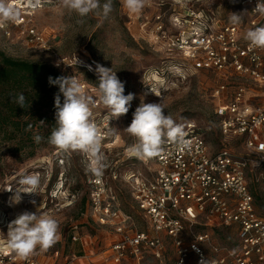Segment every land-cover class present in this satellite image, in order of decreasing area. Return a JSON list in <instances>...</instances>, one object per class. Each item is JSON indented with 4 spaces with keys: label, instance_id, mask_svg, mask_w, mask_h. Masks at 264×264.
I'll return each mask as SVG.
<instances>
[{
    "label": "rangeland",
    "instance_id": "1",
    "mask_svg": "<svg viewBox=\"0 0 264 264\" xmlns=\"http://www.w3.org/2000/svg\"><path fill=\"white\" fill-rule=\"evenodd\" d=\"M104 2L100 0L101 5ZM188 8L219 12L226 22H231L232 13L241 14L242 20L237 24L241 25L244 33L250 29L249 13L243 0H146L139 14L130 13L123 6V0H113V11L107 19L102 13L80 17L66 9L62 0H41L38 9L20 10V17L26 19L24 26L8 23L10 35L0 26V51L6 55L48 63L59 68L64 76L78 77L87 82V95L98 102V106H94L95 112L101 113L104 121L108 120L110 128L101 145L105 157L104 173L118 192L123 209L134 216L141 230L149 227L134 203L131 185L124 176L130 169L147 170L148 164L129 151L136 138L126 131L141 97L145 103H162L165 114L182 126L183 132L190 124L195 125L212 151L223 146L236 152L245 150L236 138H225L220 132V119L215 112L219 101L214 96V90L221 78L214 71L195 69L180 50L169 48L166 39L160 37V41L156 40L154 33L158 25L163 23L166 32H174V17L185 15ZM158 16L161 20L157 19ZM30 25L45 33L56 53L69 58V67H58L53 53L40 51L27 42L26 26ZM96 63L117 71L118 78L125 84V95L134 94L129 112L118 119L112 117L100 103L98 76L85 67L91 65L95 68ZM229 81V91L236 86L233 82H241L236 78ZM38 125L34 126V135L30 140H21L20 134L8 138L0 133L1 221L7 224L24 211L49 214L59 222L61 238L46 252L37 250L33 256L47 264H111L106 250L113 233L85 216L92 174L88 169V157L80 151H58L47 143V136L42 135L44 129L39 131ZM35 135L43 137L40 143L34 141ZM149 165L153 166L152 163ZM21 174H38L41 181L39 189L37 194H22V202L10 206L13 193L5 189L17 188ZM249 183L256 205L264 213V164L250 173ZM33 200L35 204L31 202ZM4 231L7 234L8 229ZM75 232L82 237L83 243L73 241ZM224 233L229 235L232 231L224 230ZM224 235L222 240L218 238L226 244L230 241ZM165 253L163 261L147 257L141 263L129 261L124 264H176L175 249L169 243Z\"/></svg>",
    "mask_w": 264,
    "mask_h": 264
},
{
    "label": "built area",
    "instance_id": "2",
    "mask_svg": "<svg viewBox=\"0 0 264 264\" xmlns=\"http://www.w3.org/2000/svg\"><path fill=\"white\" fill-rule=\"evenodd\" d=\"M11 2L19 10L34 9L27 0ZM243 3L250 29L264 26V15L253 11L257 0ZM178 15L174 17L176 30L166 32L160 23L156 40L166 39L169 48L180 50L195 69L214 71L221 78L214 90L220 132L225 138H236L245 150L223 146L212 151L205 136L190 124L183 143L165 138L158 156L139 158L148 164L145 172L130 169L124 174L149 229H139L134 216L123 209L104 170L100 176H90L85 216L113 233L106 250L111 264L141 263L147 257L163 261L168 243L175 249L176 264H264V213L249 183L250 173L264 164V48L251 47L241 25L223 21L219 12L188 8L185 15ZM25 20L20 17L13 24L21 27ZM1 27L10 35L8 23ZM26 33L29 44L54 54L58 67H69V58L53 50L43 31L30 25ZM75 78L88 89L86 81ZM230 78L241 80L232 83L236 85L233 91L228 89ZM95 108L92 119L104 140L110 133L108 120ZM229 229L232 233L224 235ZM223 235L230 242H221ZM72 239L81 237L75 232ZM0 264L44 263L33 255L17 256L0 227Z\"/></svg>",
    "mask_w": 264,
    "mask_h": 264
},
{
    "label": "clouds",
    "instance_id": "3",
    "mask_svg": "<svg viewBox=\"0 0 264 264\" xmlns=\"http://www.w3.org/2000/svg\"><path fill=\"white\" fill-rule=\"evenodd\" d=\"M30 7L38 9L41 0H28ZM63 6L76 12L80 17L96 13L107 19L113 11V0H62ZM146 0H123V6L132 14H139L145 7ZM253 11L264 15V0H257ZM20 18V10L11 0H0V26L15 23ZM230 20L239 23L241 14L232 13ZM251 47L264 48V26L249 29L243 37ZM89 70H93L89 66ZM98 76L97 95L100 103L109 110L112 117L118 119L129 112L134 94L125 95V84L117 71L96 63L94 69ZM49 84L58 86L59 91L54 96L55 127L47 137V143L60 152L80 151L84 153L90 163L88 169L96 176H100L105 167V157L101 151L103 135L92 119V108L96 99L87 95L84 85L73 76L49 77ZM61 94L63 102H61ZM14 102L24 108L26 98L23 93L14 97ZM131 123L126 131L136 138V143L129 147V151L141 159L156 157L162 150L165 138L168 141L183 143L184 132L182 126L176 124L173 118L165 114L162 103L141 102L133 112ZM43 122V121H41ZM32 129L28 125L27 131ZM43 137L34 136V141L40 143ZM38 174H21L18 187L8 188L12 192L10 206L22 202V194H37L40 186ZM35 204V201H31ZM61 236L59 222L53 216L42 213L24 211L8 224L7 242L14 253L21 258H28L37 250L46 252L59 242ZM202 264H209L202 261Z\"/></svg>",
    "mask_w": 264,
    "mask_h": 264
},
{
    "label": "trees",
    "instance_id": "4",
    "mask_svg": "<svg viewBox=\"0 0 264 264\" xmlns=\"http://www.w3.org/2000/svg\"><path fill=\"white\" fill-rule=\"evenodd\" d=\"M60 76L63 72L54 65L13 58L0 51V133L4 137L20 134L21 140H30L37 124L39 131L44 129L43 136L50 135L55 127L54 96L59 88L49 84V77ZM18 93L26 98L24 108L14 102ZM28 125L32 126L30 131L26 130Z\"/></svg>",
    "mask_w": 264,
    "mask_h": 264
},
{
    "label": "crops",
    "instance_id": "5",
    "mask_svg": "<svg viewBox=\"0 0 264 264\" xmlns=\"http://www.w3.org/2000/svg\"><path fill=\"white\" fill-rule=\"evenodd\" d=\"M0 217H2V216H0ZM3 218V217H2ZM3 223V222H2ZM10 222H8L7 224H6V222H5V224H2V225H0L1 226V230L3 231V234H4V236L5 237H7V234L5 233V229H8V224H9ZM82 238V237H81ZM77 242V241H76ZM78 242H81V243H83V241H81V239L80 240H78ZM86 248V247H85ZM98 249V248H97ZM76 259V257L74 258V260ZM40 260V259H39ZM40 261H42V260H40ZM44 264H47V263H45L44 261H42Z\"/></svg>",
    "mask_w": 264,
    "mask_h": 264
}]
</instances>
